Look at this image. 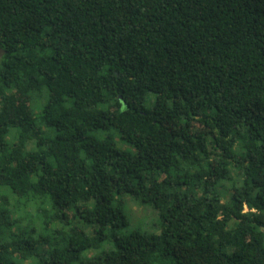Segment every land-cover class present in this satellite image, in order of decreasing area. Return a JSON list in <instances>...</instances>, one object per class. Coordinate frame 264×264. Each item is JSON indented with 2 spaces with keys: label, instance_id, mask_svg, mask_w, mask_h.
Segmentation results:
<instances>
[{
  "label": "trees",
  "instance_id": "1",
  "mask_svg": "<svg viewBox=\"0 0 264 264\" xmlns=\"http://www.w3.org/2000/svg\"><path fill=\"white\" fill-rule=\"evenodd\" d=\"M0 264H264V0H0Z\"/></svg>",
  "mask_w": 264,
  "mask_h": 264
},
{
  "label": "rangeland",
  "instance_id": "2",
  "mask_svg": "<svg viewBox=\"0 0 264 264\" xmlns=\"http://www.w3.org/2000/svg\"><path fill=\"white\" fill-rule=\"evenodd\" d=\"M120 145L123 144L120 143ZM121 147L127 149L126 145ZM121 199V206L127 219V226L122 230V234L127 235L133 231H140L141 233H157L159 231L160 218L156 210L133 202L128 197H122ZM94 253L93 251L92 254Z\"/></svg>",
  "mask_w": 264,
  "mask_h": 264
}]
</instances>
